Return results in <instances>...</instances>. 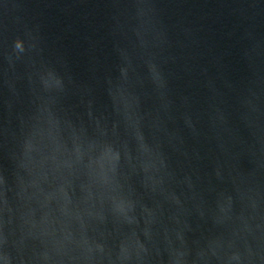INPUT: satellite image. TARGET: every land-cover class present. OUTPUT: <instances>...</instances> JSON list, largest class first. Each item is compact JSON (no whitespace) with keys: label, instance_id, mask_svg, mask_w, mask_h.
Returning a JSON list of instances; mask_svg holds the SVG:
<instances>
[{"label":"water","instance_id":"95a60500","mask_svg":"<svg viewBox=\"0 0 264 264\" xmlns=\"http://www.w3.org/2000/svg\"><path fill=\"white\" fill-rule=\"evenodd\" d=\"M0 264H264V0H0Z\"/></svg>","mask_w":264,"mask_h":264}]
</instances>
